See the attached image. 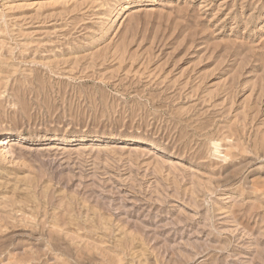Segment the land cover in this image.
<instances>
[{
    "label": "rangeland",
    "instance_id": "1",
    "mask_svg": "<svg viewBox=\"0 0 264 264\" xmlns=\"http://www.w3.org/2000/svg\"><path fill=\"white\" fill-rule=\"evenodd\" d=\"M0 264H264V0H0Z\"/></svg>",
    "mask_w": 264,
    "mask_h": 264
},
{
    "label": "bare ground",
    "instance_id": "2",
    "mask_svg": "<svg viewBox=\"0 0 264 264\" xmlns=\"http://www.w3.org/2000/svg\"><path fill=\"white\" fill-rule=\"evenodd\" d=\"M5 143L3 142V140H0V147H3V149L5 148L4 147Z\"/></svg>",
    "mask_w": 264,
    "mask_h": 264
}]
</instances>
